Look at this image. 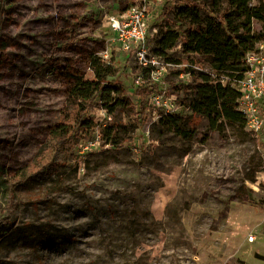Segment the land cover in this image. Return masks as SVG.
Here are the masks:
<instances>
[{
    "label": "rangeland",
    "instance_id": "rangeland-1",
    "mask_svg": "<svg viewBox=\"0 0 264 264\" xmlns=\"http://www.w3.org/2000/svg\"><path fill=\"white\" fill-rule=\"evenodd\" d=\"M1 1L0 264H264V129L219 133L196 119L186 140L160 125L149 104L153 94H177L192 82L156 54L163 8L181 0ZM135 5L149 12L148 67L111 27ZM263 25L254 22L256 31ZM169 55L187 63L180 47ZM93 56L113 68L135 108L91 112L73 155L61 148V165L36 173L50 131L77 125L69 76L92 79ZM201 68L212 72L207 61ZM225 77H214L222 89L186 99L218 106L234 87ZM108 128L118 145L103 141ZM22 170L33 182L21 181Z\"/></svg>",
    "mask_w": 264,
    "mask_h": 264
},
{
    "label": "trees",
    "instance_id": "trees-1",
    "mask_svg": "<svg viewBox=\"0 0 264 264\" xmlns=\"http://www.w3.org/2000/svg\"><path fill=\"white\" fill-rule=\"evenodd\" d=\"M253 1L181 0L174 8L167 5L163 8L164 20L160 26L156 54L170 64L181 66L177 74L189 75L192 82L175 87L176 93L182 94L183 100L187 101L185 106L190 113L164 116L159 120L160 125H169L177 135L191 140L196 133V119H207L209 129L219 133H224L228 127L245 124L236 110L240 97L237 88L224 90L218 106L194 99L187 100L186 94L196 89H222V83H215L217 80L210 74L195 70V67L202 69L204 61L209 63L212 73L217 76L235 80L244 77L247 71L244 62L246 53L255 45L264 43V25L261 31H256L254 27L256 21L264 24V0H258L256 6H251ZM177 47L188 57L187 63L169 55ZM90 68L93 72L92 79L78 75L69 76V104L77 125L73 126L71 121H64L50 131L46 144L38 154L37 161L40 166L36 173L47 174L57 169L61 165V148L73 155L76 144L73 146L71 142L78 136V125L82 128L88 126L91 121L88 115L91 112L104 109L113 114L118 107L135 108L117 77L113 78L115 74L111 66L93 56ZM81 133L83 136L80 140L84 143L91 140V134L84 131ZM103 141L116 146L119 138L116 133H112V128H108ZM30 169L34 170V167ZM26 171H21V181L30 184L35 175H26Z\"/></svg>",
    "mask_w": 264,
    "mask_h": 264
},
{
    "label": "built area",
    "instance_id": "built-area-1",
    "mask_svg": "<svg viewBox=\"0 0 264 264\" xmlns=\"http://www.w3.org/2000/svg\"><path fill=\"white\" fill-rule=\"evenodd\" d=\"M148 20L147 6L135 5L127 12L111 19L112 31L121 46L126 51H136L141 64L148 67L151 64L148 48ZM155 62V59L152 63ZM247 71L241 80L225 77L228 85L234 86L240 93L236 103V110L245 122V126L254 134L264 129V43H259L249 50L244 58ZM181 66H179L180 68ZM198 67H195V70ZM200 69V68H199ZM201 70V69H200ZM213 78L218 77L212 72H205ZM181 77L185 74H180ZM189 77V75H186ZM186 83V82H185ZM153 94L149 104L155 111H160L161 117L179 115L189 108L179 104L177 94ZM253 240V238H251Z\"/></svg>",
    "mask_w": 264,
    "mask_h": 264
},
{
    "label": "crops",
    "instance_id": "crops-1",
    "mask_svg": "<svg viewBox=\"0 0 264 264\" xmlns=\"http://www.w3.org/2000/svg\"><path fill=\"white\" fill-rule=\"evenodd\" d=\"M262 108L264 110V101L261 102Z\"/></svg>",
    "mask_w": 264,
    "mask_h": 264
}]
</instances>
